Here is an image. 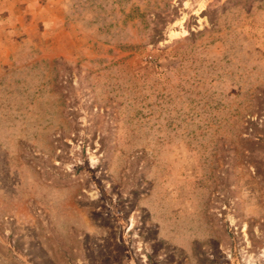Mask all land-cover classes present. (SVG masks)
<instances>
[{
    "label": "rangeland",
    "instance_id": "1",
    "mask_svg": "<svg viewBox=\"0 0 264 264\" xmlns=\"http://www.w3.org/2000/svg\"><path fill=\"white\" fill-rule=\"evenodd\" d=\"M0 264H264V0H0Z\"/></svg>",
    "mask_w": 264,
    "mask_h": 264
}]
</instances>
